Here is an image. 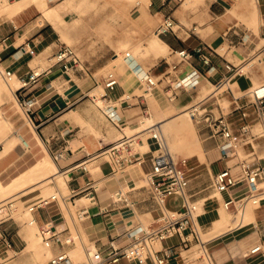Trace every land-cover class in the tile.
Returning <instances> with one entry per match:
<instances>
[{
	"label": "crops",
	"instance_id": "obj_1",
	"mask_svg": "<svg viewBox=\"0 0 264 264\" xmlns=\"http://www.w3.org/2000/svg\"><path fill=\"white\" fill-rule=\"evenodd\" d=\"M14 1L11 2L9 8H0V49L3 50L2 65L14 70L18 79L32 70H39L42 73L35 83L21 89V93L24 96L29 98L35 97L37 100V104L33 108L32 118L24 112L25 116H19L17 119H14L12 121V133L0 141V153H3L0 156V181L3 184L5 183L4 185H9L16 178L36 167L41 161L50 160L53 163L55 162L54 164L63 171L68 193H71L72 190L82 188L87 181L95 180L94 173L91 170L92 165L96 164L100 167V170H98V173L101 175L100 178L115 173L112 172L109 161L103 157L95 156V154L103 144L108 145L117 140L120 137L118 136L119 133L122 136L125 131L120 122H123L127 127L134 128L142 126L147 117H150L153 123H161L168 119L171 114H167L165 110L158 109L154 112L156 121L154 114L146 116L143 112L144 104L148 105L145 98H140L144 102L143 104L138 99H134L136 102L132 100L130 103H122L120 100L121 96L124 93H128L131 88L120 82V85L110 93V101L103 100L107 102V105H111L113 112L118 115L119 119L116 122L119 126L116 125L115 121L108 116L103 107L89 96V89L91 88L89 81L91 79L95 85L96 80H102H99L95 76V73L106 66L108 62L107 57L104 54L100 55L99 52L94 53L83 50L82 55L84 60H82L76 51L81 60L79 67H73L66 71L60 65H53L47 57L56 53L65 42H62L60 37H51L46 26L35 28L34 12L41 10L36 3L23 6L17 12H11L14 7H17L15 5H21L24 0ZM151 1L152 5H149L148 9L160 19L159 24L163 22L168 14H171L180 27L177 26L176 32H157L160 44L165 48V51H169V55L157 60L148 70H152L154 73L163 72L167 65L162 66V63H167L166 60L173 61L175 59V55L171 53L172 50L191 48L199 43H206L217 51L213 56L212 68L203 79V82L206 80L207 83L201 86V91L198 89L192 91L191 98L194 97L196 99L209 92L211 89L209 86H212L225 72V62L230 60L227 54L221 53L219 50L225 47L227 39L230 37L229 41L234 43L237 39L244 40L248 38L249 30L241 25L238 27L240 15L246 16L249 21H253V18H249L245 12L248 9L247 5L255 4L256 24L254 23V25L258 23L260 33L264 35V0H211L210 14L209 16H204V18L206 17L205 20L200 16L189 19V14L186 17L184 14H181L183 20L188 19L193 21L191 26L179 19L180 14L176 15V11L173 12L171 5L175 0H172L163 9L160 8L159 0V5L156 7V0ZM203 4H205V1L193 4L191 11H197ZM182 5H184V1ZM197 21L201 23L196 25ZM47 22L58 30L54 23L49 20ZM195 26H197V29L200 27L201 32H194L192 28ZM60 27L66 31V27L62 23ZM32 29L33 31H31ZM58 31L60 32V30ZM69 32H72V30H69ZM56 33L58 34V32ZM60 33L62 34V32ZM65 34L68 33L65 32ZM228 34H230L229 37ZM4 38H8L5 42V48L3 47L4 45L2 46ZM28 39L31 42V52L24 47ZM254 57L257 59L258 56ZM254 57L243 63L249 62ZM193 64L206 70L196 59H193ZM254 64L255 62H252L248 69H252ZM136 66L145 70V66L140 62ZM186 67V64H183L180 69L184 71ZM263 78L264 75L261 74L249 76V79H247L248 86L264 90ZM248 86L243 88H247ZM182 95L185 96L186 93L182 92L178 98ZM186 100L191 99L181 98L177 100L174 107L184 106ZM191 102L193 101L191 100ZM190 103L181 109L184 110ZM138 108L144 113V118H140ZM5 117V122L9 123V118L6 115ZM23 138L28 141L29 147L26 148L23 145ZM147 143L149 142L147 141ZM203 145L205 158L203 159L199 156L198 164L203 167L206 174L212 177L215 172L214 165L220 163L223 166L225 163L223 160H220L219 152L211 141H203ZM149 149L150 145L148 144V149L145 151ZM59 150L65 151V158L55 160L53 155ZM92 161L94 162L92 163ZM231 161L232 159L228 160L229 163ZM140 168L145 172L149 169V164ZM50 177L55 178V175H50ZM50 177L39 175L33 181L17 190L16 193L24 191L21 195V201L27 203L42 195V188L37 185L44 180L46 182ZM196 177L198 175L194 176L191 173V188L194 190L201 188V184L194 183ZM95 181L96 189L100 194L97 193L96 202H91L89 205L90 214L86 219L82 220V227L86 235L95 240L97 245H102L111 237L132 228L133 226L126 227V224L129 223L128 215L131 211H135L136 216H139L141 213L145 218H155L161 212V208L155 199H153V203L146 206L141 203L144 199L140 200L141 196L144 195L142 192H131L143 185L133 187L127 191L130 199L135 201V204L129 211L124 212L121 210L123 201H113L111 194L118 193L126 184L127 179L124 177V173L121 176H117L115 181L106 182L105 179L100 183L98 179ZM116 185L120 188L116 189ZM262 185L264 186V183ZM55 186L58 187L56 184ZM111 190L112 193L109 194ZM237 191L235 190L234 192L236 193ZM202 194L200 193L199 197ZM81 195L77 196L75 207L85 204L81 200L83 198L80 197ZM222 197L225 199L227 196L225 194ZM221 207L220 198L218 200L214 198V203L211 200L205 202L204 212L200 218L209 215L210 219L203 223L204 227L210 230L211 223L221 217ZM106 208L107 210H104ZM229 211L231 212L232 210ZM35 217L39 224L53 222L64 235L71 231L61 202L39 209L35 212ZM200 218L199 223L201 224ZM2 227L14 233L17 246L19 243L25 244L27 242L25 248L22 249L25 251L29 241L34 236L33 226L26 230L17 221H8ZM24 231L27 240L24 236ZM179 241V237L176 236L163 242V245L176 244ZM257 245H261V251L252 253V248ZM201 247L204 249L201 241L196 245H193L191 241L188 247L178 246L173 263L211 264V261L206 257L205 251L202 250L203 253L201 252ZM205 248L213 264H264V200L260 205L253 207L252 220L237 225L208 240L205 243ZM47 250H50V252L56 251L52 249ZM9 252L0 254V257L3 259L2 262H4ZM202 256L204 258H201ZM32 262H34L33 253L26 259L25 263L22 261V263L16 262L14 264H31ZM126 264L134 263L126 261Z\"/></svg>",
	"mask_w": 264,
	"mask_h": 264
},
{
	"label": "built area",
	"instance_id": "obj_2",
	"mask_svg": "<svg viewBox=\"0 0 264 264\" xmlns=\"http://www.w3.org/2000/svg\"><path fill=\"white\" fill-rule=\"evenodd\" d=\"M160 8H165L172 0H159ZM2 0H0L1 4ZM149 5H152V1ZM171 14H168L157 28L158 33L176 32L178 26ZM194 32L197 26L193 27ZM264 38V35H263ZM8 38L2 40L5 48ZM28 39L24 47L30 48ZM3 50L0 49V73L7 83L17 77L16 72L2 65ZM31 52V50H30ZM175 55L173 61H167V67L159 74L152 70L137 68L138 76L144 86V92H150L162 85L166 97L175 101L182 92L188 93L197 90L213 65V56L217 51L206 43H199L191 48L172 50ZM130 56V52H127ZM53 65H60L64 70L79 67L81 62L75 48L64 43L60 49L47 57ZM196 59L206 70L193 64ZM186 64V69L181 66ZM225 72L213 83L211 91L187 106V112L196 125L202 141H211L223 160L222 168L215 171L211 177L210 187L222 197L221 205L226 210L242 213L250 203L258 204L264 200V186L260 180L264 175V90L259 88L241 87L239 78L249 79V74L244 70L243 62L234 63L226 61ZM253 69V67H252ZM41 71L32 70L19 78L20 86L15 89V95L24 112L32 118L33 108L37 104L35 97L29 98L21 93V89L35 83ZM96 84L103 86L100 95H89L95 102L110 101V93L120 85V79L114 71L108 72ZM146 98L145 95L124 93L120 100L130 103L134 99ZM144 113L149 114V107L144 104ZM104 111L112 118L116 125L118 115L113 112L111 105L103 107ZM119 126V125H118ZM120 129H122L120 127ZM147 140L150 145L148 151L141 152L135 149L137 143L143 141L140 132L122 136L114 142L103 144L95 156H100L109 161L112 172L123 169L129 164L141 167L149 164L145 171L148 186L154 199L161 208V212L151 223L146 226H133L120 234L111 237L106 243L96 245L92 250L85 245L87 253L86 264H124L123 261L134 264H174L178 246L188 247L192 239L200 241V232L197 226L200 216L204 212V204L210 199H217L216 194L201 196L207 188L194 190L191 188V173L196 168L190 165L191 157H177L170 150L165 135L158 124L148 126ZM27 148L29 143L22 139ZM1 151V146H0ZM54 159L65 158V151L54 153ZM232 159L229 163L228 160ZM95 180H89L79 190L62 194L59 190L51 195H40L34 200L24 203L25 212L28 214L26 222L37 225L38 235L45 248L56 250L44 262L38 264H74L68 248L75 244L79 234L68 232L62 234L53 222L39 224L35 212L63 202L76 204L77 196L90 195L91 201L96 202L97 190ZM243 189V190H242ZM240 190V192H234ZM180 198L179 207L168 205L170 198ZM125 204L133 202L123 196L119 199ZM202 201V202H201ZM220 204V203H219ZM203 208V211L201 210ZM78 217L84 220L89 216V207L79 209ZM104 210H107L104 209ZM18 211L17 199L11 198L0 201V254L12 251L13 256L19 254L14 233L2 227L8 221H16ZM179 237V242L163 245L169 238ZM261 251V245L252 248L251 252ZM209 259L212 263L211 257Z\"/></svg>",
	"mask_w": 264,
	"mask_h": 264
},
{
	"label": "rangeland",
	"instance_id": "obj_3",
	"mask_svg": "<svg viewBox=\"0 0 264 264\" xmlns=\"http://www.w3.org/2000/svg\"><path fill=\"white\" fill-rule=\"evenodd\" d=\"M115 1L116 0H51L49 1V7H54L57 9L58 16L60 17L61 20H63L62 24L66 27V31L62 29H58L60 30V32H62L63 34L62 35L56 28H54L53 25L47 22V19L42 14L43 11L39 9H38L39 11L34 12V18L36 23L35 28L37 29L38 26L39 27L46 26V29L51 37H55V38L60 37V40L62 42H65L66 44L73 46L78 52V54L81 56L82 60H84L82 55L83 50L92 51L94 53L99 52L100 55L104 54L107 57L108 62L104 68L96 71L95 76L99 80H101L103 76H105L108 72L114 71L118 75L120 82L123 85H127L131 88V90L128 91V93L136 94V95H140V94L145 95L144 86L141 80L139 79L136 65L140 62L145 66V70H148L151 66H153V64L157 60H160L161 58H163V56L168 57L169 55V51L168 50L165 51V48L162 47V45L160 44L159 37L157 35V28L159 26L160 19L156 17L155 14L148 9L150 0H140L142 4H146L147 6L138 5L136 3V0H124L122 1V3L119 4H114ZM183 1H187V0H175L174 3L171 5V7L173 8V12L176 11L175 13L176 15L180 14L179 19L182 22L186 23L187 25L191 26L193 21L188 19L183 20L182 19L183 16L181 14H184L185 17L186 15L189 14L188 17L189 19L193 17L198 18L199 16L204 18L205 15L209 16L211 0H203L202 2L205 1V4H203V6H200V8L197 11H191L192 10L191 7L193 6V4L196 3H190L188 1L187 4L182 5ZM10 4L11 2L5 1L2 4L1 8ZM158 5H159L158 0H156L155 7ZM247 6L250 9L254 8L253 4ZM141 7L144 8V14ZM239 19L240 21L238 23V27H240L241 25L249 30L248 38L244 40L237 39L234 43H231L229 41L230 34H228L229 38L226 37L228 39L225 42V47L220 49L219 51L221 53L227 54L229 60L234 63L245 62L251 57L258 56L257 59L254 57L252 60H250L251 62L254 59H256L255 64L253 65V69H248L247 72L249 76L259 75V74L264 75V40H263V35L260 33L258 23L257 25H254V23L256 24V19L255 21H249L248 18L243 15H240ZM200 23H201L200 21H197L196 25ZM72 27H74V29L72 30V32H69V29ZM31 31H33V29ZM55 31L58 32L60 36ZM197 31L201 32L200 27H198ZM65 32H67L68 34L64 35ZM127 51H131L132 55L126 56L125 53ZM116 53H120L121 56L118 60L114 61L113 58L115 57ZM45 61H46V56H45ZM165 65H167V63L163 62L162 66ZM157 74H159V72H157ZM0 80H3L2 82L5 86L0 89V109L4 112V114L9 118L10 121L9 123L0 121V141H1L3 138L7 137L9 134L12 133L13 131L12 121L14 119H17L19 116H25V115L23 108L21 107L18 99L15 98L13 94H11L10 88L7 86V84H5L6 82L1 74H0ZM89 82L91 86V88L89 89V93L91 95L96 94L99 96L100 93L103 92L104 90L102 84L94 85V82L91 79ZM204 83H207L206 80L204 82L202 81L201 86ZM239 83L242 87L248 86V80L244 77L239 78ZM15 84L17 85L18 83L16 82ZM201 86L198 88L199 91L202 90ZM209 88H213V86H209ZM151 93H152L151 95L149 94L145 95L146 97L145 101L148 103L149 106L148 110L150 112L146 116H150L151 114H154V119L156 121L157 119L154 113L156 110L158 109L162 111L165 110V112H167V114H171V116L170 115L169 116L172 117L176 113L178 114L181 110H183L181 108L187 105L188 103H190L191 100L193 102L198 100V99L195 100L194 97L191 98L192 93L188 92L186 93L185 96L182 95L180 98L176 99L175 101H170L166 97L162 85L152 90ZM181 98L183 99L189 98L191 100H186L184 102L185 103L184 106L181 105L180 107L177 108L174 107L177 100ZM134 101L136 102V100ZM97 103L102 107H105L107 105V102L101 101L100 98L98 99ZM128 107L131 108L132 106H128ZM183 111H185V108ZM138 114L140 118H144V113H142L140 109L138 111ZM152 123H153L152 120H150V122H148L146 125ZM120 125L123 126L126 134L129 135L131 133L123 122H120ZM190 125H191V129L190 128L185 129L181 133L172 132L171 130H168L163 126L164 134L168 140L167 142L170 145L171 150L174 152V154L177 157H191L189 164L196 166V168L192 172V175L194 176L198 175V177L194 179V183L201 184V188L199 189L207 188L203 192L202 196L213 195L215 194V191H213L212 188L210 187L211 177L210 175L206 174L203 167L199 166L198 164L199 163L198 153L200 152V150H202L203 153L205 152L203 141L200 135L198 134L195 123L193 122V120H191V118H190ZM193 132H195L198 135L199 141L189 145L187 144L186 141L191 138ZM142 134L143 136H141V138H143V140L147 142L146 138L148 136V133L143 132ZM118 136H121V134L119 133ZM189 147L196 152L195 155H190ZM135 149L140 150L138 144L135 145ZM2 154L3 153H0V156ZM93 162L94 161H92V163ZM220 166H221L220 163H216L214 165L215 171L221 169L222 166L221 167ZM92 167L91 170L94 173V179L95 180L98 179L99 183L104 179L106 180V182L115 181L117 176H121L123 171L129 168L132 170L134 169L136 173L139 169V165L129 164L125 166L123 169L117 170L114 174L105 176L104 178H100L101 175L98 173L97 165L96 164L94 166L92 165ZM138 177L143 186L134 189L131 192L132 193L142 192V194L144 195L141 196L140 200L144 199V201H142L141 203L145 204L146 206L150 205L151 203H153L152 201H154L153 200L154 198L151 189L148 186L145 177V172L138 171ZM44 181H42L37 185L38 187L42 188L43 196L51 195L57 192L58 190L62 194H68L69 192L66 185L57 179L55 181H50V182H44ZM94 182L96 183V181ZM262 183H264V179L262 180ZM55 184L59 186L58 190H57L58 187H56ZM119 188L120 187L116 185V189ZM23 193L24 191L17 193L13 191L8 194H0V201L4 199L8 200L13 197L17 199L18 211L15 214V219L18 223L21 224L22 227H25V229L27 230L31 226H29V224L26 222V220L28 219V214L24 211L25 210L24 203L21 201V195ZM97 193L100 194V192ZM111 193L112 190L109 191V194ZM199 198H201V196ZM210 200L213 201L214 203V198ZM82 202L87 203V200L84 199ZM61 203L64 208L67 222L69 224L72 234L73 235L79 234L80 237V238H76L75 244L70 246L68 250L71 255L73 254V258H74V253L77 250H80L81 254L85 256L83 244L88 245L94 243L95 240L91 239L89 236L86 235L84 228L82 227L83 221H81L80 218L78 217V213L80 211L79 209L82 207L80 208L75 207L71 203H67L66 205L63 202ZM180 204H181V200L180 198L177 197L170 198L168 202V205L171 207H179ZM252 207L254 206H251L249 204L243 216H241V213L226 211L223 207H221L220 216L222 215V213H225L231 221L238 220L244 217L249 210L253 209ZM121 210L126 212L131 210V207L123 202ZM201 210L203 211V208ZM220 216L218 215V217ZM153 219H154L153 217L145 218L141 213L139 214V216H136V212L131 211L128 215L129 223L126 224V227L144 226L149 224ZM209 219H210L209 215L200 218L201 226H199V232H200V240L202 242L203 239H205V234L209 232V228L204 227L203 223L209 221ZM34 230H33L34 236L29 241L26 250L23 251L22 249L25 248L27 242L25 244L19 243V245L17 246L18 249H20L19 254L13 256L12 251H10L8 253V256H6V258L4 259V262H1V264H14L16 262L22 263V261H24L25 263L26 259H28L31 253H33V258H34V262H32L31 264H38L40 262H44L48 260V258L53 254V251L50 252V250L43 248L42 243H40V240L38 238L39 237L38 227L34 226ZM24 236L27 240L25 231H24ZM33 239H35V242H33ZM206 242H203V245H205ZM192 243L193 245H196L199 243V241L192 239ZM200 250L203 253L202 250L204 249L202 247L200 248ZM38 252H42L43 254V257L40 260H37L35 258V255ZM201 258L204 257L202 256ZM85 263H86V256H85ZM123 263L126 264V261H123Z\"/></svg>",
	"mask_w": 264,
	"mask_h": 264
},
{
	"label": "bare ground",
	"instance_id": "obj_4",
	"mask_svg": "<svg viewBox=\"0 0 264 264\" xmlns=\"http://www.w3.org/2000/svg\"><path fill=\"white\" fill-rule=\"evenodd\" d=\"M5 1H8V2H13L14 0H2L1 4H0V8L2 6V4L5 2ZM49 1L51 0H24L23 3L21 5H15L17 7H14L13 10H11V12H17L20 8H22L23 6H26L28 4H32V3H36L39 8L43 11V15L44 17L51 21L52 23L55 24V26L58 28V29H61L60 27V24L63 23V20L60 19V17L58 16V12H57V9L54 8V7H49ZM122 1L124 0H116L114 2V4H119V3H122ZM190 2V3H200L202 2L203 0H187V1H184V4H187V2ZM15 2V1H14ZM151 2V0H150ZM149 2V4H150ZM136 3L138 5H145L147 6L146 4H142L140 0H136ZM254 4V3H253ZM11 5H6L5 7L3 8H9ZM255 6V4L253 5ZM142 11H143V14H144V8L141 7ZM256 9L253 8V9H246L245 12L247 14V16H249L250 18L252 17L253 18V21H255L256 19ZM23 11V10H22ZM259 16V15H258ZM74 27L70 28L69 30H73ZM264 40V38H263ZM28 51H30L31 49L30 48H27ZM127 52H130V56L132 55L131 51H127ZM127 52L125 53V55L127 56ZM151 52V51H150ZM135 53V52H134ZM120 53H116L115 57L113 58L114 61L118 60L120 58ZM256 59H254L253 61H249V62H246V63H243V66H244V70L247 72L248 68L251 66V63L252 62H255ZM1 74V73H0ZM3 80H0V89L2 87H5L3 82ZM6 82V81H5ZM18 83L17 85L15 83ZM7 84V86L10 88V92L11 94H13L16 97L15 95V89H17L19 86H20V81L19 79L16 77L12 80L11 83H5ZM213 86V84H212ZM6 89V88H5ZM212 89V88H211ZM211 89L209 90V92L211 91ZM4 90V89H3ZM151 92V91H150ZM150 92H144V94H149L150 95ZM209 92H207L206 94H208ZM205 94V95H206ZM203 95V96H205ZM203 96L201 97H198L196 99H199V98H202ZM195 99V100H196ZM101 100V99H100ZM103 101V100H101ZM192 103V102H191ZM190 103V104H191ZM187 108V107H186ZM185 108V111L181 110L178 114L176 113L175 115H173L172 117L162 121L160 123L158 122H155V123H152V124H158L159 128L161 129L162 133L164 134V128H167L168 130H171L172 132H175V133H181L183 130L185 129H188L190 128L191 129V125H190V116L187 112V109ZM24 111V110H23ZM151 118L150 117H147L145 119V123L140 126V127H130L128 126V130L131 132L129 135H134V134H137L140 132V136H143V132H147V130H145L148 126L152 125V124H148L146 125L148 122H150ZM192 120V119H191ZM0 121L2 122H5L6 121V117H5V114L4 112L0 109ZM153 122V121H152ZM149 133V132H147ZM165 135V134H164ZM166 137V136H165ZM167 139V138H166ZM143 140V138H142ZM147 140V138H146ZM148 141V140H147ZM168 141V140H167ZM199 141V137L198 135L193 132V135L191 136L190 139H188L186 142L187 144H194L196 142ZM139 148H140V151L141 152H144L145 150L148 149V144L147 142H145L144 140L137 143ZM170 147V145H169ZM190 148V147H189ZM139 150V149H138ZM171 150V148H170ZM172 151V150H171ZM172 153L174 154V152L172 151ZM196 152L190 148V155H195ZM199 156L201 158L204 159L205 157V153H203L202 150H200V152L198 153ZM52 161L50 160H44V161H41L36 167H34L33 169L29 170L28 172L24 173L23 175H21L20 177L16 178L11 184L9 185H4L1 181H0V194H8V193H11V192H16L17 190H19L20 188L24 187L25 185H27L29 182L33 181L35 178H37V176L39 175H45V176H49L52 175L54 176L55 175V178H48V180L46 182H50V181H55L56 179L61 181L62 183H64L66 185V180H65V177H64V173L63 171H61L59 169V167L54 164ZM94 166V165H93ZM92 167V166H91ZM141 167V166H140ZM139 167L138 171H142V169ZM93 168V167H92ZM97 169L100 170V167L97 165ZM138 171L137 173L135 172V170L133 169H127V170H124L123 173H124V177H126L127 179V182L126 184L123 186L122 190H120L118 193H114V194H111V197L114 198L113 201H119V199L123 196H126L128 199H130V196L128 195V190L133 188V187H137V186H140L142 185L139 177H138ZM143 172V171H142ZM264 179V175H263V178L260 180V184H263L262 183V180ZM147 180V179H146ZM148 183V182H147ZM263 186V185H261ZM96 187V186H95ZM59 189V186L57 188V190ZM97 190V189H96ZM216 195L219 196L220 199H222V196L215 192ZM221 196V197H220ZM80 197H83L81 200L83 201L84 199L87 200V203L79 206L78 208L80 207H89V205L91 204V196L86 194V195H81ZM131 200V199H130ZM135 204V201L134 203L133 202H129L128 206L130 207H133ZM76 204H74L73 206H75ZM80 205V204H79ZM87 205V206H86ZM127 205V204H126ZM251 206H258V204H253L250 203ZM249 206V204L246 206V209L247 207ZM223 207V206H222ZM224 208V207H223ZM253 208V207H252ZM225 209V208H224ZM246 209L244 210V212L241 213V216L245 213ZM226 210V209H225ZM226 211H229V210H226ZM133 217V216H132ZM130 219V218H129ZM232 219V218H231ZM253 219V209L249 210L246 215L244 217H242L241 219H238V220H234V221H231L228 216L225 214V213H222L221 217L214 220L213 223L211 224V228L209 230L208 233L205 234V239H203V242H206L232 228H234L235 226L237 225H240V224H244L246 223L247 221L249 220H252ZM131 221V220H130ZM152 222V221H151ZM150 222V223H151ZM148 225V224H147ZM33 226V230H34V226L36 225H31ZM146 226V225H144ZM197 226L199 228L200 223L198 222L197 223ZM211 235V236H209ZM39 236V235H38ZM209 236V237H208ZM40 239V237H39ZM201 241V240H200ZM33 242H35V239H33ZM40 242H41V239H40ZM202 242V241H201ZM202 242V244H203ZM42 243V242H41ZM31 245V244H30ZM43 248L44 245L42 244ZM84 246V252H85V256L87 257V253H86V250H85V244H83ZM89 248L94 250L96 245H95V242L94 243H91V244H88ZM204 246V251H205V254H206V257L209 259V254L207 253V250L205 248V245ZM45 249H50V248H45ZM85 256L83 254H81L80 250H77L75 253H74V264H86L85 263ZM43 257V254L42 252H38L36 253L35 255V258L37 260H40L42 259ZM72 257H73V254H72ZM210 260V259H209ZM3 261V259L0 257V264L1 262ZM103 264H106V263H103Z\"/></svg>",
	"mask_w": 264,
	"mask_h": 264
}]
</instances>
